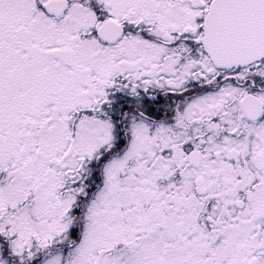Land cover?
Here are the masks:
<instances>
[{
	"label": "snow or ice",
	"instance_id": "1",
	"mask_svg": "<svg viewBox=\"0 0 264 264\" xmlns=\"http://www.w3.org/2000/svg\"><path fill=\"white\" fill-rule=\"evenodd\" d=\"M0 264H264V0H0Z\"/></svg>",
	"mask_w": 264,
	"mask_h": 264
}]
</instances>
